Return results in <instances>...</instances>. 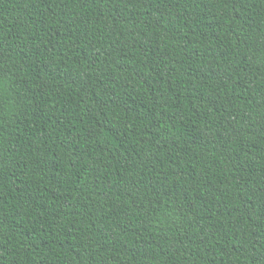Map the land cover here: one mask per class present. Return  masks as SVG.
Listing matches in <instances>:
<instances>
[{
    "label": "trees",
    "instance_id": "trees-1",
    "mask_svg": "<svg viewBox=\"0 0 264 264\" xmlns=\"http://www.w3.org/2000/svg\"><path fill=\"white\" fill-rule=\"evenodd\" d=\"M0 264H264V0H0Z\"/></svg>",
    "mask_w": 264,
    "mask_h": 264
}]
</instances>
